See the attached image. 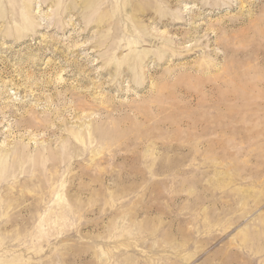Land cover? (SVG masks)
I'll return each instance as SVG.
<instances>
[{
  "label": "rangeland",
  "instance_id": "1",
  "mask_svg": "<svg viewBox=\"0 0 264 264\" xmlns=\"http://www.w3.org/2000/svg\"><path fill=\"white\" fill-rule=\"evenodd\" d=\"M0 264H264V0H0Z\"/></svg>",
  "mask_w": 264,
  "mask_h": 264
}]
</instances>
